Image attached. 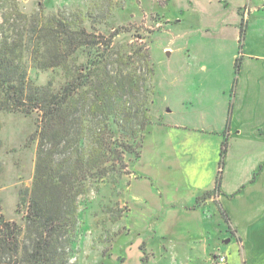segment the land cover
I'll return each instance as SVG.
<instances>
[{
    "label": "rangeland",
    "instance_id": "374dc122",
    "mask_svg": "<svg viewBox=\"0 0 264 264\" xmlns=\"http://www.w3.org/2000/svg\"><path fill=\"white\" fill-rule=\"evenodd\" d=\"M20 1L28 14L44 6L48 14L65 13L71 19L86 16L87 30L107 36L120 33L115 38L117 44L128 42L145 48L153 64L152 121L166 117L167 125L208 132L228 125L254 130L262 120L251 114L257 102L264 106L263 88L255 81L264 72L257 64L264 63V29L258 27L257 4L251 11L249 0ZM136 66L142 73V63ZM32 76L37 74L32 72ZM49 76L39 73L38 78L46 82ZM166 111L171 113L166 116ZM40 128L35 114L0 111V218L6 221L22 224L26 217ZM240 143L238 138L229 141V149L234 151ZM211 159L210 152L204 151L201 160L207 167ZM127 161L129 174L116 188L103 186L82 200V231L72 248V262L142 264L141 246L149 240L154 222L146 219L145 208L134 199L141 186L126 194L140 159ZM129 207L133 212L128 218ZM218 211H213L211 230L215 227L217 234L210 236V243L226 252L227 244L232 240L229 245H235L236 240ZM174 261L167 264H176ZM164 262L161 259L153 264Z\"/></svg>",
    "mask_w": 264,
    "mask_h": 264
},
{
    "label": "trees",
    "instance_id": "16d2710c",
    "mask_svg": "<svg viewBox=\"0 0 264 264\" xmlns=\"http://www.w3.org/2000/svg\"><path fill=\"white\" fill-rule=\"evenodd\" d=\"M86 23V16L48 14L44 6L28 14L20 0H0V111L41 122L26 217L22 224L0 218V264H76L82 200L116 188L129 174L127 158H141L153 123L150 54ZM39 73L50 76L40 82ZM227 151L226 139L216 187L203 199L221 193Z\"/></svg>",
    "mask_w": 264,
    "mask_h": 264
},
{
    "label": "crops",
    "instance_id": "0c3cea01",
    "mask_svg": "<svg viewBox=\"0 0 264 264\" xmlns=\"http://www.w3.org/2000/svg\"><path fill=\"white\" fill-rule=\"evenodd\" d=\"M255 4L258 27L264 29V0L248 2L249 8ZM257 64L264 71V63ZM261 74L255 81L264 91V72ZM166 112V116L171 113ZM251 115L262 120L256 129L249 131L228 125L206 132L167 125L166 117L160 121L154 119L136 164L138 173L135 171L126 192L141 186V192L136 191L134 199L141 203V209L145 208L146 219L154 222L149 240L142 244L145 252L147 246L148 263L161 259L166 264L172 260L176 264L208 263L219 249L210 243V236L217 234L215 227L211 230L213 211L219 210L224 219V214L228 218V231L236 240L235 245H229L232 240L227 244L228 264H264L263 104L257 102L256 111ZM235 138L241 139V143L233 151L229 149V141ZM226 139L228 151L221 174V193L203 199L204 194L216 187ZM204 151L212 155L208 167L201 160ZM132 212L129 207L128 218Z\"/></svg>",
    "mask_w": 264,
    "mask_h": 264
},
{
    "label": "built area",
    "instance_id": "2783aa9c",
    "mask_svg": "<svg viewBox=\"0 0 264 264\" xmlns=\"http://www.w3.org/2000/svg\"><path fill=\"white\" fill-rule=\"evenodd\" d=\"M207 264H228L227 253L218 249L214 255H212Z\"/></svg>",
    "mask_w": 264,
    "mask_h": 264
},
{
    "label": "water",
    "instance_id": "95a60500",
    "mask_svg": "<svg viewBox=\"0 0 264 264\" xmlns=\"http://www.w3.org/2000/svg\"><path fill=\"white\" fill-rule=\"evenodd\" d=\"M230 240H227V243L229 242Z\"/></svg>",
    "mask_w": 264,
    "mask_h": 264
}]
</instances>
